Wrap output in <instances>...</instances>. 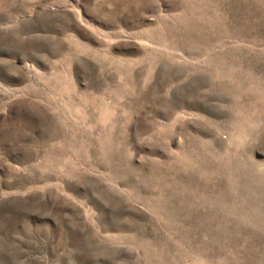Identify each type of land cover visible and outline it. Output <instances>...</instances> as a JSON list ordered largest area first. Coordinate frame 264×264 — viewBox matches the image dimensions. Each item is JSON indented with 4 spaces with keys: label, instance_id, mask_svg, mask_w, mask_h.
<instances>
[{
    "label": "rangeland",
    "instance_id": "1",
    "mask_svg": "<svg viewBox=\"0 0 264 264\" xmlns=\"http://www.w3.org/2000/svg\"><path fill=\"white\" fill-rule=\"evenodd\" d=\"M0 264H264V0H0Z\"/></svg>",
    "mask_w": 264,
    "mask_h": 264
}]
</instances>
